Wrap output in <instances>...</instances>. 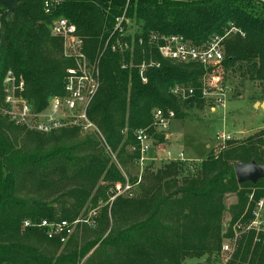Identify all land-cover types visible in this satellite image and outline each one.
I'll return each mask as SVG.
<instances>
[{
	"label": "trees",
	"instance_id": "16d2710c",
	"mask_svg": "<svg viewBox=\"0 0 264 264\" xmlns=\"http://www.w3.org/2000/svg\"><path fill=\"white\" fill-rule=\"evenodd\" d=\"M46 1L9 7L0 0V264H264L260 235L243 232L264 200V179L239 183L234 170L238 162L264 164V129L227 140L194 167L181 160L156 167L150 159L141 179L128 173L140 157L138 130L165 143L155 112L186 119L209 100L204 91L217 92L212 78L226 87L229 72L239 75L255 87L249 99L264 101V0H51L50 13ZM59 18L76 26L87 57L99 62L101 85L88 116L104 140L77 126L40 132L6 113L8 71L24 81L17 96L34 112L64 95L74 61L51 34ZM151 33L196 46L224 36L225 56L208 67L175 62L161 56ZM118 42L133 49L114 51ZM125 171L131 194L110 201L111 189L127 183ZM232 193L237 201L228 206ZM44 220L70 223L67 242L50 238L39 226ZM238 233L234 251L224 253Z\"/></svg>",
	"mask_w": 264,
	"mask_h": 264
},
{
	"label": "built area",
	"instance_id": "2783aa9c",
	"mask_svg": "<svg viewBox=\"0 0 264 264\" xmlns=\"http://www.w3.org/2000/svg\"><path fill=\"white\" fill-rule=\"evenodd\" d=\"M53 8L51 0L46 1L45 10L50 13ZM124 16L117 18V26L115 30L123 32ZM51 34L54 37L62 39L64 57L72 59L74 66L67 68L64 78V95L52 98L42 112H34L32 108L21 98L17 96V92L21 93L24 90V81L18 82L14 73L8 71L4 79V92L6 95V103L10 105V109L6 113L12 116L20 124H25L31 129L49 133L53 130L64 127L77 126L85 132H95L101 135L98 127L92 122L88 116V110L96 97L100 85V68L99 62L92 63L87 57L84 50V41L78 35L76 26L65 18H59L52 23ZM224 36H214L206 45L196 46L178 35H160L158 33H151V42L158 48L159 53L163 58L183 63H199L204 67L217 65L225 56ZM140 42H143L141 39ZM133 44L128 43L118 44L113 46V50L130 48L133 49ZM125 67V66H124ZM146 67L142 65V70ZM143 76V80L146 78ZM216 79L212 78L211 80ZM212 87H217V92L204 91V97L207 99L213 98L217 105L225 106L226 87H222L214 81H210ZM180 92V87L173 90L174 94ZM193 94V89L190 90ZM175 119V113L169 111L165 114L163 110L155 112V126L159 129H169L171 121ZM137 141L139 143L140 157L137 160V166L140 174L144 171V167L151 159L149 156L152 147L154 146L153 138L148 133L147 129L138 130ZM218 140L226 142L231 139L229 133L221 131L217 135ZM102 140L103 137H102ZM182 157V155H180ZM132 186L127 183L125 185L117 184L112 191L114 196L112 201L119 195L131 194ZM264 200L257 203L254 218L250 224L243 230V232L255 230L260 235L259 241L264 243V221L262 217V210ZM26 226H30L31 222H25ZM39 226L47 229L50 238L60 237L61 242L66 243L69 235L73 232V228L67 221L58 223L42 221ZM239 228H241L239 226ZM232 239H227L223 244V252H233L236 246L237 236ZM226 262V261H225ZM225 262L223 264H225Z\"/></svg>",
	"mask_w": 264,
	"mask_h": 264
},
{
	"label": "rangeland",
	"instance_id": "374dc122",
	"mask_svg": "<svg viewBox=\"0 0 264 264\" xmlns=\"http://www.w3.org/2000/svg\"><path fill=\"white\" fill-rule=\"evenodd\" d=\"M225 106H220L210 98L203 108H194L186 119H173L169 129L164 130L166 142L155 144L149 154L154 159L155 166L161 167L171 160H181L186 167L199 165L210 151L216 152L227 142L218 140V133L225 131L231 139L243 140L256 132L264 129V106H255V102L249 99V95L255 89L248 79L227 74ZM217 83L220 78L211 80ZM262 102L261 100H258ZM182 155V157L180 156ZM129 174H140L136 165L128 171ZM125 171V177L129 180V174ZM115 188H112L114 190ZM112 193V192H110ZM112 201V198L111 200ZM235 194L227 196V205L235 203ZM95 210L89 212V217L94 216ZM264 221V206L262 210ZM230 220L229 214L225 216V222ZM189 264H200V259H191Z\"/></svg>",
	"mask_w": 264,
	"mask_h": 264
},
{
	"label": "water",
	"instance_id": "95a60500",
	"mask_svg": "<svg viewBox=\"0 0 264 264\" xmlns=\"http://www.w3.org/2000/svg\"><path fill=\"white\" fill-rule=\"evenodd\" d=\"M15 0H5L9 7H12ZM0 38H1V28H0ZM256 105L264 106V101L256 102ZM235 175L239 183L252 182L257 183L259 180L264 179V164H259L255 160L245 163L238 162L234 165ZM223 226V230H225Z\"/></svg>",
	"mask_w": 264,
	"mask_h": 264
},
{
	"label": "crops",
	"instance_id": "0c3cea01",
	"mask_svg": "<svg viewBox=\"0 0 264 264\" xmlns=\"http://www.w3.org/2000/svg\"><path fill=\"white\" fill-rule=\"evenodd\" d=\"M154 160V159H153Z\"/></svg>",
	"mask_w": 264,
	"mask_h": 264
}]
</instances>
